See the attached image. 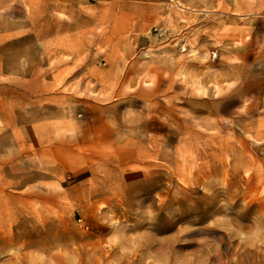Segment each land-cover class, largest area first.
<instances>
[{
    "label": "rangeland",
    "instance_id": "rangeland-1",
    "mask_svg": "<svg viewBox=\"0 0 264 264\" xmlns=\"http://www.w3.org/2000/svg\"><path fill=\"white\" fill-rule=\"evenodd\" d=\"M0 264H264V0H0Z\"/></svg>",
    "mask_w": 264,
    "mask_h": 264
}]
</instances>
